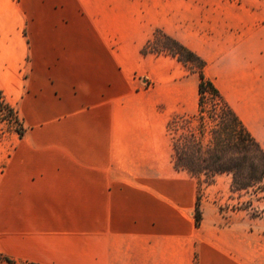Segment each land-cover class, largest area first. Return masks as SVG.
<instances>
[{"label":"crops","instance_id":"1","mask_svg":"<svg viewBox=\"0 0 264 264\" xmlns=\"http://www.w3.org/2000/svg\"><path fill=\"white\" fill-rule=\"evenodd\" d=\"M251 4L131 18L130 0H0V91L24 128L0 172V256L264 264V217L232 208L231 176L200 191L174 167L168 125L198 113L199 76L141 53L161 29L198 54L264 148V0Z\"/></svg>","mask_w":264,"mask_h":264},{"label":"trees","instance_id":"2","mask_svg":"<svg viewBox=\"0 0 264 264\" xmlns=\"http://www.w3.org/2000/svg\"><path fill=\"white\" fill-rule=\"evenodd\" d=\"M158 41L161 44L155 47ZM141 53L145 56L167 54L185 67L191 65L189 72L199 76L198 113L175 115L168 125L171 137L180 123H185L186 126V132L180 135L179 140L172 138V161L175 169L187 172L199 180L203 179L207 185H212L218 175L231 176V199L235 201L232 208L246 211L251 219L263 218L264 148L245 127L214 82L206 76V61L161 29L154 31L153 37L144 45ZM209 102L213 109H209ZM1 106L4 111L0 114V123L10 118L15 119L19 125L16 131L22 137L24 128L19 116L0 91ZM195 121L198 122L196 129L192 127ZM246 194L251 197L243 200ZM256 202L263 206H256ZM195 219L196 224L200 225V199ZM0 257L9 264L17 263L10 258Z\"/></svg>","mask_w":264,"mask_h":264},{"label":"rangeland","instance_id":"3","mask_svg":"<svg viewBox=\"0 0 264 264\" xmlns=\"http://www.w3.org/2000/svg\"><path fill=\"white\" fill-rule=\"evenodd\" d=\"M208 0H130V12L131 18L136 17L138 11L144 12V8L149 10L151 7H158L162 12H169L170 14L182 15L189 12L186 7H195L201 9L203 6H207ZM226 2H231L237 7H241L243 10V18L249 14L251 8H255V5L251 4L254 0H224ZM151 11V10H150ZM161 43L158 41L157 45ZM144 47V46H143ZM167 55V54H161ZM169 56V55H167ZM185 67V66H184ZM192 67L188 65L185 67L186 71L189 72V68ZM190 73V72H189ZM198 75V74H197ZM136 78V76H135ZM209 109H213L212 103H208ZM219 110V109H218ZM4 111V107H0V114ZM7 112V111H6ZM198 122H193L192 127L196 129ZM185 123H180L173 132V137L176 140L180 139V135L186 132ZM16 129H19V125L15 122V119H8V121H2L0 123V172L3 168L4 161L10 156L11 151L14 149L15 141L17 140L18 133ZM173 142V140H172ZM207 185V184H206ZM204 180L200 182V191H202V186H206ZM251 196L244 195L243 200L249 199ZM235 203V201L232 202ZM256 206H263V204L256 202ZM248 214V213H247ZM249 215V214H248ZM0 264H9L2 257H0ZM16 264H27L24 262H17Z\"/></svg>","mask_w":264,"mask_h":264}]
</instances>
